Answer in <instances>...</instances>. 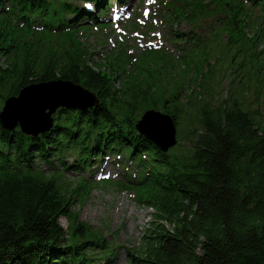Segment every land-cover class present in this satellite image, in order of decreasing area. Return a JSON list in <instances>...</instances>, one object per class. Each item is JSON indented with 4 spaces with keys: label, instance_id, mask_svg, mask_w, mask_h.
Returning <instances> with one entry per match:
<instances>
[{
    "label": "trees",
    "instance_id": "obj_1",
    "mask_svg": "<svg viewBox=\"0 0 264 264\" xmlns=\"http://www.w3.org/2000/svg\"><path fill=\"white\" fill-rule=\"evenodd\" d=\"M209 1L165 5L176 56L164 48L132 55L120 43L105 55L90 49L82 38L93 25H111L103 18L110 1L0 0V108L23 88L55 80L98 99L57 107L36 134L0 123V264L112 262L119 246L75 209L101 181L66 176L93 171L104 155L140 168L138 179L125 170L113 182L153 210L140 245L126 248L128 264H264V56L252 90L249 77L223 94L208 82L222 56L254 67L256 49L264 53L262 21L246 35L248 11L259 8L264 19V0ZM184 22L189 29L179 34L172 25ZM149 109L177 127L168 151L136 128Z\"/></svg>",
    "mask_w": 264,
    "mask_h": 264
},
{
    "label": "rangeland",
    "instance_id": "obj_2",
    "mask_svg": "<svg viewBox=\"0 0 264 264\" xmlns=\"http://www.w3.org/2000/svg\"><path fill=\"white\" fill-rule=\"evenodd\" d=\"M108 1H110L112 7L109 9L110 15L106 13L103 16L104 20L106 21L112 17L113 21L112 15L114 13H117L118 17L110 26L102 30L96 28L97 25H93L90 33L84 35L86 38H82V40L86 42L90 49L96 50L100 55H105L110 50H117V42L126 43L131 53H137L140 49L146 47L157 49L161 47L173 48L171 42L167 40L169 32L167 20H162L157 15L162 9V0H125L127 3L123 6H127L129 9L126 12L115 8L116 0H105V2ZM164 1L170 2L171 0ZM209 2V0H204L206 4ZM80 3L83 4L82 1ZM244 4L249 5V2L244 1ZM145 12H147V15H145ZM248 13L251 28L246 32V35L250 37L252 32L255 31L256 25L259 24V21H262L261 26L264 28V19L259 18L260 15L262 16L259 8L251 9ZM208 22L214 23L213 20H209ZM172 27L179 34L189 29V25L186 22L181 25L176 24V27L172 25ZM114 43L115 45L113 46ZM260 48L261 46L256 49L257 55L252 59L254 67L246 65L244 61H242L243 64L240 66V56H234L233 58L230 56H222L212 67L211 80L208 81L211 88L223 94L228 85L233 89L237 84L242 85L248 77L251 90L255 85H260V82L254 78L255 68L262 66L260 61L264 53L259 52ZM248 59L249 57L246 56L245 61ZM96 60L99 62L97 58ZM260 77L261 73L259 74ZM242 86H245V84ZM60 90H62V93L58 90L51 92L54 94V98L60 95L59 100L63 101L64 99L68 100L69 97H72L74 99L73 101L76 102L88 100L84 95L70 91L68 87H60ZM46 95H49L48 91L43 96ZM251 97L252 95L250 94L249 98ZM25 113L28 116L29 122L32 124H37L38 118L41 120V116L38 112L35 113L33 109L30 111L25 110ZM39 124L41 125V122ZM109 160L110 157L106 159L105 164L101 165L100 168L94 166L93 171L87 174L75 172L68 173L66 176L69 178L74 177L75 179L79 176H85L95 181L107 180L106 182L108 183L104 181L97 183L86 201L82 205L76 203L75 209L78 210L83 220L100 228L113 244L119 246L112 262L105 264H128L126 248L133 249L140 245L143 232L148 222L152 220L151 212L153 210L147 206L139 205L130 192L121 190L113 182L114 180L122 178V169L124 166L120 165L118 160L112 163ZM131 169L134 171L135 167ZM111 179L113 180L111 181ZM60 222L63 226L67 224L65 218H61Z\"/></svg>",
    "mask_w": 264,
    "mask_h": 264
},
{
    "label": "water",
    "instance_id": "obj_3",
    "mask_svg": "<svg viewBox=\"0 0 264 264\" xmlns=\"http://www.w3.org/2000/svg\"><path fill=\"white\" fill-rule=\"evenodd\" d=\"M56 85L59 87H68L69 89H73L76 93L84 95L88 100L83 102H76L70 99L64 101L57 100L55 102L52 99L42 100L40 103L48 100L47 104L49 105L42 106L41 111L38 112L45 122L44 128H38L37 125L30 123L28 120V116L25 113V101L33 90ZM97 103L98 99L95 94L79 83L55 80L44 84H33L23 88L17 96L10 97L4 102L3 107L0 110V123L6 128H13L16 125H19L23 132L28 134H36L42 132L46 128L48 129L51 126V114L56 110L57 107L66 106L73 108H87L92 107ZM136 128L141 134L146 136L160 150L164 152L170 147L174 146L177 142L176 127L171 116L159 111H155L154 109H149L143 113L141 118L136 122Z\"/></svg>",
    "mask_w": 264,
    "mask_h": 264
},
{
    "label": "bare ground",
    "instance_id": "obj_4",
    "mask_svg": "<svg viewBox=\"0 0 264 264\" xmlns=\"http://www.w3.org/2000/svg\"><path fill=\"white\" fill-rule=\"evenodd\" d=\"M25 18V17H24ZM57 86V85H56ZM59 88V86H57ZM61 87V86H60ZM63 90V89H62ZM70 91H74L73 89H70ZM54 94H51L49 95V98L52 97ZM37 97H32V95H29L27 97V100L25 101V110L27 111H30L31 109H33V111L36 113V112H40L41 111V108L42 106H45V105H49L47 104V101L43 102V103H40L42 100H44V98L42 97L40 100L39 99H36ZM40 103V104H39ZM23 105V106H24ZM39 108V109H38ZM42 120V118H41ZM41 120L38 118L37 120V124H39L41 122ZM44 123V122H43Z\"/></svg>",
    "mask_w": 264,
    "mask_h": 264
},
{
    "label": "snow or ice",
    "instance_id": "obj_5",
    "mask_svg": "<svg viewBox=\"0 0 264 264\" xmlns=\"http://www.w3.org/2000/svg\"><path fill=\"white\" fill-rule=\"evenodd\" d=\"M90 7V6H89ZM145 15H147V12H145Z\"/></svg>",
    "mask_w": 264,
    "mask_h": 264
}]
</instances>
